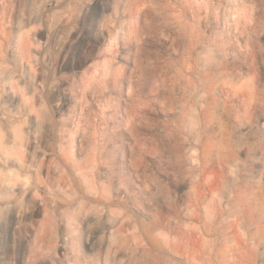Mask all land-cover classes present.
Instances as JSON below:
<instances>
[{"label":"rangeland","instance_id":"rangeland-1","mask_svg":"<svg viewBox=\"0 0 264 264\" xmlns=\"http://www.w3.org/2000/svg\"><path fill=\"white\" fill-rule=\"evenodd\" d=\"M0 264H264V0H0Z\"/></svg>","mask_w":264,"mask_h":264}]
</instances>
